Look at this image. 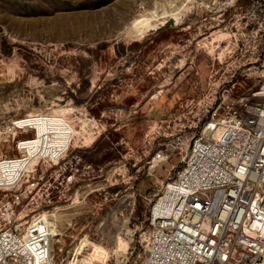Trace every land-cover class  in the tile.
<instances>
[{"label": "rangeland", "instance_id": "374dc122", "mask_svg": "<svg viewBox=\"0 0 264 264\" xmlns=\"http://www.w3.org/2000/svg\"><path fill=\"white\" fill-rule=\"evenodd\" d=\"M250 1L0 0V122L21 118L35 129L22 136L70 142L57 264H139L147 199L171 166L146 163L157 120L184 119L207 93Z\"/></svg>", "mask_w": 264, "mask_h": 264}, {"label": "built area", "instance_id": "2783aa9c", "mask_svg": "<svg viewBox=\"0 0 264 264\" xmlns=\"http://www.w3.org/2000/svg\"><path fill=\"white\" fill-rule=\"evenodd\" d=\"M242 16L207 93L185 104L184 119L157 120L146 163L171 166L147 199L139 264H264V0H251ZM20 122H0V264H57L56 209L75 179L73 169L65 174L69 145L49 134L32 148L38 135L22 136L33 129Z\"/></svg>", "mask_w": 264, "mask_h": 264}, {"label": "bare ground", "instance_id": "6f19581e", "mask_svg": "<svg viewBox=\"0 0 264 264\" xmlns=\"http://www.w3.org/2000/svg\"><path fill=\"white\" fill-rule=\"evenodd\" d=\"M172 18H173V17H172ZM32 115H34V114H32ZM29 116H30V115H28V116H26V117H24V118L26 119V118L29 117ZM19 119H21V118H19ZM20 123H21V122H20ZM22 124H24V123H22ZM31 128H32L33 130H35L32 126H31ZM35 134H36V136L38 135L37 133H35ZM43 141H44V140H43ZM40 142H41V137L38 136L36 140L30 142V146H31L32 148H36L37 145H38ZM90 142H91V141H90ZM67 145H70V142H69ZM66 147H67V146H66ZM66 147H65V148H66Z\"/></svg>", "mask_w": 264, "mask_h": 264}, {"label": "trees", "instance_id": "16d2710c", "mask_svg": "<svg viewBox=\"0 0 264 264\" xmlns=\"http://www.w3.org/2000/svg\"><path fill=\"white\" fill-rule=\"evenodd\" d=\"M133 45H139V43H138V42H136V41H135V42H133V43H131V44H130V48H132V47H133Z\"/></svg>", "mask_w": 264, "mask_h": 264}]
</instances>
